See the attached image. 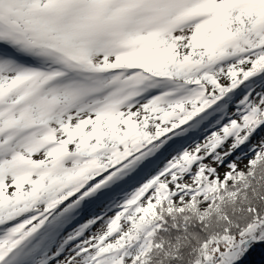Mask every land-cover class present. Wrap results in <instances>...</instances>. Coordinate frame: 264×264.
<instances>
[{"label": "snow or ice", "instance_id": "1", "mask_svg": "<svg viewBox=\"0 0 264 264\" xmlns=\"http://www.w3.org/2000/svg\"><path fill=\"white\" fill-rule=\"evenodd\" d=\"M0 264H264V0H0Z\"/></svg>", "mask_w": 264, "mask_h": 264}]
</instances>
